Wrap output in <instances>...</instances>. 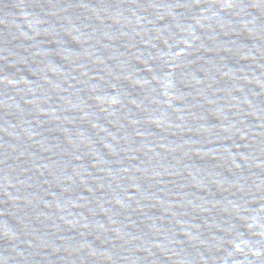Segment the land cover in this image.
I'll return each mask as SVG.
<instances>
[{"label":"water","instance_id":"1","mask_svg":"<svg viewBox=\"0 0 264 264\" xmlns=\"http://www.w3.org/2000/svg\"><path fill=\"white\" fill-rule=\"evenodd\" d=\"M0 59L264 170V0H0Z\"/></svg>","mask_w":264,"mask_h":264}]
</instances>
